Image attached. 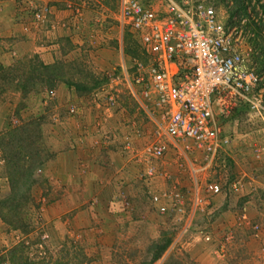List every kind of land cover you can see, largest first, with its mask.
<instances>
[{
  "label": "rangeland",
  "instance_id": "1",
  "mask_svg": "<svg viewBox=\"0 0 264 264\" xmlns=\"http://www.w3.org/2000/svg\"><path fill=\"white\" fill-rule=\"evenodd\" d=\"M176 1L211 5L225 25L242 27L243 48L251 49L244 65L261 78L254 92L263 89L264 107V71H258L256 59L264 48V0ZM118 8L119 0H0V137L28 121L38 129L37 138L17 147L24 179L16 185L13 203H26L21 195L28 190L30 201L22 210L30 216L29 233L0 221V252L21 242L37 264H77L80 251L87 259L82 264H148L153 245L168 238L169 246L153 264H264V109L253 111L240 101L224 111L215 106L229 144L212 167L198 172L199 186L215 177L222 186L203 211L190 212L186 164L202 167L197 154L178 158L171 150L154 162V175L139 179L145 167L142 149L154 139V126L120 81L123 68L131 72L146 58L136 36L117 21ZM38 63L48 68L39 71V80L35 75L37 82L24 96L17 85L1 81L2 70L23 78ZM70 105L76 107L72 116ZM31 145L39 159L45 158L32 171L28 166L37 158L25 154ZM2 148L0 205L10 203L5 201L8 173L17 177ZM63 155L64 164L68 159L73 164H66L72 167L67 172L56 159ZM86 176L87 188L64 193L66 203H61L68 179L81 183ZM95 182L104 186L94 188ZM231 182H237L234 192L227 189ZM174 191L185 203L159 214L152 196ZM241 212L247 224L238 220ZM21 216L19 224L25 221Z\"/></svg>",
  "mask_w": 264,
  "mask_h": 264
},
{
  "label": "built area",
  "instance_id": "2",
  "mask_svg": "<svg viewBox=\"0 0 264 264\" xmlns=\"http://www.w3.org/2000/svg\"><path fill=\"white\" fill-rule=\"evenodd\" d=\"M153 1L157 2L145 6L137 0H119L117 21L136 36L146 58L131 72L123 68L120 83L154 126V139L142 149L145 167L139 179L154 175V162L171 150L178 158L192 152L202 160V167L186 164L191 180L190 212L194 213L206 209L222 191L217 181L204 180L199 186L197 178L229 144L213 114L215 106L224 111L240 101L253 111L263 110V89L254 92L261 78L252 66L244 65L251 49L243 48L241 26L225 25L211 5L197 1ZM246 13L251 15L248 9ZM256 59L264 63V48L256 53ZM48 94L53 97L55 91ZM75 112L74 105L67 108L68 115ZM227 189L236 191L237 182L229 183ZM181 198L176 191L167 197L165 193L153 195L152 205L159 214L175 212L185 203ZM160 203L171 204L165 207ZM190 219V215L183 219L184 227ZM176 220L182 217L176 216ZM238 220L247 224L244 212ZM252 231L256 237L258 226L253 225Z\"/></svg>",
  "mask_w": 264,
  "mask_h": 264
},
{
  "label": "trees",
  "instance_id": "3",
  "mask_svg": "<svg viewBox=\"0 0 264 264\" xmlns=\"http://www.w3.org/2000/svg\"><path fill=\"white\" fill-rule=\"evenodd\" d=\"M258 71L263 72L264 71V63H261L258 61ZM32 71L27 76L21 78L18 75L9 74L7 75L5 71L2 70V77L1 81H6L7 84L14 85L19 88V90L22 93V96L26 95L29 90L33 87V85L37 82L36 80H39V71H44L48 67L42 66L41 63H38V65H32ZM36 68V71H35ZM11 71V70H9ZM14 75V76H13ZM37 79H36V77ZM17 79V84L13 83L12 80ZM36 81V82H35ZM37 125L33 123V121L25 122L24 124H21L12 130L5 132L0 137V146H3L2 148L3 152L6 154L5 156V162H9V165H12L15 168V172L17 173V177L11 178V174L8 173L9 176V191L10 194L5 198V201H8L10 203H1L0 210H4L5 213L0 211V221L9 229L19 231L22 234H27L29 231H27V227L30 225V216L28 213L23 212L22 206L27 205V202L30 201L28 190L24 191L22 193L21 198L26 201V203H13L14 199L16 197V185L24 179L22 176L23 174L20 172L23 167H21L20 163L22 162V158L20 157V153L17 150V147L23 146L26 141H33L35 138L38 137V131H37ZM225 149V148H224ZM223 152L222 150H219L213 160L212 163L218 159V157ZM28 156H34L37 158L35 160V164L28 166L29 170L32 171V169L36 166L41 165L44 161V159H39L40 155L38 153V150L33 149L32 145L28 147V151L25 153ZM212 163L210 167H212ZM215 175V174H214ZM216 176V175H215ZM214 176V177H215ZM211 181H217L220 184V181L215 178H210ZM209 179V180H210ZM208 180V179H206ZM221 185V184H220ZM36 208V207H35ZM29 209V208H28ZM21 214H25V221L22 224L18 223V220L22 217ZM170 244V239L164 238L160 242L153 245V252L150 256V260L148 264H153L156 260L160 258L162 253L166 250V248ZM27 250V247L23 245V243L19 242V244L11 247L10 249H7L5 251L0 252V264H37L32 259H29L25 252ZM79 258V261L77 264H82L84 262H87L85 255L80 253L77 255Z\"/></svg>",
  "mask_w": 264,
  "mask_h": 264
},
{
  "label": "crops",
  "instance_id": "4",
  "mask_svg": "<svg viewBox=\"0 0 264 264\" xmlns=\"http://www.w3.org/2000/svg\"><path fill=\"white\" fill-rule=\"evenodd\" d=\"M5 4L7 5V6H10L11 5V3L10 2H5ZM11 14V13H10ZM67 157L68 158H73L72 157V155L69 153V154H67ZM67 157H65V155H63V156H60L59 158L57 157L56 159H59V163L61 164V168L65 171V172H67V171H69L71 168L70 167H66V164H72L71 162H69L70 160L68 159V162L67 163H63L62 162V160L60 159V158H62V159H66ZM55 159V160H56ZM72 166H73V164H72ZM73 178H78V176H74L73 175ZM86 179H87V176L84 178V180L80 183L78 180H75V182L74 183H71L70 182V180L68 179V183H65V188H64V190H63V193L61 194V198H60V201H61V203H66L65 202V200H66V198H65V200H64V202L62 201V199H63V197H64V193H66V192H70V190L71 191H74V192H80V191H84V189L85 188H87L86 187V185L87 184H89L90 182H87L86 181ZM92 179L95 181L96 180V178L95 177H92ZM62 184V183H61ZM93 185H94V188L96 187V186H100V188H102L103 186H104V184H101V183H97V182H95V183H93ZM67 193V194H68ZM58 196H59V194H58ZM57 199H58V197H57Z\"/></svg>",
  "mask_w": 264,
  "mask_h": 264
}]
</instances>
